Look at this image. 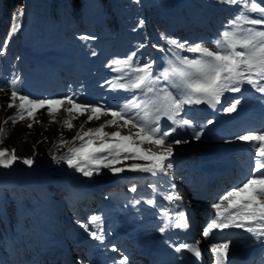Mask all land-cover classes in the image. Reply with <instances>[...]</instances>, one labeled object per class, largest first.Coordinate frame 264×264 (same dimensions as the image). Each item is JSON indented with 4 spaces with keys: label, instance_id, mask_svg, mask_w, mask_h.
Segmentation results:
<instances>
[{
    "label": "rangeland",
    "instance_id": "1",
    "mask_svg": "<svg viewBox=\"0 0 264 264\" xmlns=\"http://www.w3.org/2000/svg\"><path fill=\"white\" fill-rule=\"evenodd\" d=\"M29 1L35 0L25 2V8L23 9L28 8L29 11L23 12V15L19 16L18 30L12 33L10 37L8 35L11 32L13 18L17 16L20 9L17 8L13 11L10 14L11 16L0 10V38L8 37L9 43L15 44L19 38L22 42L25 41L30 51L35 52L40 57L37 58L38 64L36 66L28 68L18 65V61L14 56V53L17 54L15 50L12 55L11 53L10 56L5 54V58L0 59L2 63L0 64V128H6L5 132L0 134V148L9 149V155L11 150L15 149L16 156L20 158L9 168L0 167V213L13 219V233L25 235L23 240H28L31 235L29 239L31 245L35 239V233L30 231L33 226H36L37 235L43 230L42 225L38 226L35 223L38 218H41L38 210L45 215H50L52 212L55 213L56 210H64L67 203L73 211H80H76L72 215H69V209L65 213L63 211V215L67 214L68 218L64 223L59 221L54 229L59 234L63 233V230L67 233L82 230V225L89 222V217L97 215L98 210L94 207L93 202L100 208L109 209L111 207L110 199H105L104 193L110 192L109 196H111L115 193L111 192L113 188L117 186L121 189L125 188V178L133 172L125 166L147 162L139 159L124 160L121 156V162L115 166L125 168V171L113 173L110 169L101 166L98 173L94 172L91 177L84 176L66 162V159L72 155L69 149L79 147L84 142L74 139V137L77 136V133L83 135V132L89 128L95 129L105 124V121L112 119L111 115H101L98 120L88 121L87 117L91 114L90 110L84 115H78L75 112L68 113L66 109L71 105L65 102L61 109L55 113L54 119L49 114L47 106H45L36 112L34 118L28 117L27 112L24 111L25 118L21 120L18 118L20 112L19 99L15 100L13 107L8 106L13 103L11 99L12 91L15 89L21 95H27L31 99H58L64 96L74 98L77 95L76 97L81 96L84 101H87L91 98V89L85 87V85L89 87V77L95 76V74H117L118 71L113 69H120V74L128 71L123 65L110 62L125 60L132 53H136V56L133 57L134 62L139 64L153 62L150 38H152L153 44L159 47L162 52V59L166 62L155 74H159L164 68L172 65L171 59L177 60V66H180L178 60L180 57L200 58L201 54L199 53L188 52L186 49H176L175 46L169 44V39H175L180 43L186 42L187 45L202 44L215 50L213 42L217 39L222 40V34L225 31L232 30V26L227 23L243 10V6L236 12V10L231 11L234 7H229V3L224 2V0H141V3H145V8L141 7L139 0H114L116 2L115 7L110 4L109 0L108 2L106 0H84V3L76 9L74 14L73 11L68 13L67 26H65V18H60V13H56V11L64 6L67 0L39 1L41 7L33 12V16L40 15V18L34 17V19L29 17L32 8L26 7V5H29ZM256 2L264 6V0H256ZM1 5H3V0H0ZM52 6L54 7L50 9L53 13H50L48 7ZM205 9L214 12L217 22L212 24L205 22L202 15ZM248 14L250 17H254L257 13ZM140 21H143V24ZM189 22H194L193 26L196 25L194 30H189ZM206 31L208 32L206 33ZM161 34H163V37ZM81 36H91L95 39L83 40L80 39ZM169 48L172 51H169ZM169 53L170 57L167 56ZM45 55L54 59L61 57L66 68L72 72L74 77H68L60 69L43 68L41 58ZM16 67L18 71H16ZM154 70H156V67ZM91 71H93V74H88ZM13 81H15V85H13ZM169 91L173 92L174 95L179 92L170 85ZM91 92L98 99L96 101L97 105H103L106 108L118 111L117 108H113L112 97L108 99L106 95L99 96L102 93H97L95 88ZM138 94L139 97L135 96L137 102L140 100L147 102L148 99H154L155 102L153 101V103L157 108L164 107L159 92L155 95H145L141 90H134V95ZM250 95L249 92L243 91L241 98H246V101ZM121 101H125V99L122 98ZM261 101L264 102V96L261 97ZM247 104H251V102H247ZM238 111L236 109L229 115H234ZM130 114L133 118L144 117L148 120L146 111L143 115H140L132 109ZM9 117L16 118V124H23L21 125L22 128L30 132V136L24 135L23 138L19 137L15 143H9L7 141V125L12 122L8 119ZM65 120H71L73 127H66ZM150 120H154V117ZM166 120L167 117L158 123L160 124ZM29 124L32 125L31 128L28 127ZM122 124L123 121L118 120L115 125H106L104 131L109 133L120 131L123 135L137 131L131 125L121 127ZM81 125H83V128H81ZM159 127L162 131H167L170 128L169 123L166 126L159 125ZM170 136L165 141L164 147L172 144L173 151L179 147L196 149L207 144L206 142L198 144L200 141L196 140L189 143L175 144L174 139ZM88 138L85 137L84 139L87 140ZM92 138L95 143H101L100 139ZM104 140H111V138L105 137ZM61 141L66 143H61ZM136 143H139V141L137 140ZM29 147H32L33 151L28 152L27 148ZM142 147L151 148L153 151L161 150L160 147L149 143H144ZM97 155H105L111 158V153L108 151ZM28 157L33 160V164L30 166L23 163V158ZM61 157L65 159H61ZM7 158L8 156L5 157V159ZM118 177H122L119 185L112 186L109 189L106 188L108 190L103 189L105 185L113 183ZM136 178L141 179L140 177ZM57 184L60 187H57ZM28 189L31 191H28ZM26 190L30 195H26ZM61 190L68 193L61 194ZM99 190H101V193L96 197ZM119 194H122V192L117 195ZM28 196L31 198H28ZM81 197L93 200L92 204H85ZM18 213H20V219L14 222ZM27 215H30L29 220L27 218L22 222V217ZM77 219L80 221L77 222ZM63 224L65 225L63 226ZM0 233L1 249L6 252L0 254V264H43L36 250L32 251L30 247L24 249L22 241L20 244L14 245L10 233L1 230ZM47 235L50 237L52 231L47 229ZM59 240L63 242V236H59ZM54 246L60 247V244L55 242ZM75 263H77V260ZM78 264L83 263L79 261Z\"/></svg>",
    "mask_w": 264,
    "mask_h": 264
},
{
    "label": "snow or ice",
    "instance_id": "2",
    "mask_svg": "<svg viewBox=\"0 0 264 264\" xmlns=\"http://www.w3.org/2000/svg\"><path fill=\"white\" fill-rule=\"evenodd\" d=\"M229 4H241L243 10L240 11L234 19L229 20L232 26L231 31H225L222 34V40L217 39L215 50L205 47L202 44L187 45L180 43L175 39H169V44L175 46L176 49H186L188 52L199 53L200 58L189 59L188 57L178 58L180 66L170 65L163 69L159 74L154 73V62L149 61L143 64L134 62L133 57L136 53H132L125 60H117L110 63L121 64L128 69L121 77L126 79L125 83L114 84L113 87L126 89L141 90L145 95L157 92L162 93L163 108H156L154 120H146L144 117L139 119L133 118L130 114L132 109H139L141 106L147 108L148 103L145 100L137 102L134 96L132 100L127 101L123 108L119 111L112 108H106L97 104H81L77 103L74 98L64 96L58 99H31L27 95H21L17 90L11 93L13 103L8 106L13 107L15 100L18 98L19 119H24V111L27 116L34 118L36 112L47 106L50 115L55 118L61 107L67 102L71 107L67 108L68 113H77L84 115L90 110L88 121L99 119L101 115L110 114L112 119L105 121V124L92 129L89 128L83 132V135L77 133L74 139L84 141L79 147L69 149L72 154L66 159L70 167H74L86 177H91L94 172H99L100 167L108 168L113 173L125 171V168L116 167L121 162V156L124 160L139 159L147 163H133L126 165L128 170L152 173H167L173 167L172 163L167 162L173 155L172 144L166 147L165 141L176 130L175 127L162 131L159 127L161 115L166 116L173 124L178 127H193L194 138L199 139L201 132L195 130L192 121L183 118H177L183 111L184 105L208 103L212 107L220 103L221 97L225 92H240L241 85L247 83L256 88L259 92L264 93V29L255 27H244L245 24L257 26L264 25V6L257 3L256 0H224ZM246 13H259L260 18L253 19ZM23 15V10L18 11L17 16L13 18L11 32L18 30L19 16ZM143 24V21H140ZM163 37V34H161ZM80 39H95L91 36H81ZM143 47V45H141ZM239 49V50H238ZM169 51H172L169 48ZM135 64V66H133ZM120 71V69H113ZM163 79L165 81L174 80L175 86L179 89L177 95L168 90L169 85H165L163 89H158V82ZM15 85V81H13ZM240 99H233L227 107L223 108L225 113L236 111L240 104ZM75 118V117H73ZM12 123L16 122V118L9 117ZM123 121L121 127L131 125L137 131L132 134L123 135L120 131L105 132L106 125H115L117 121ZM7 123V121H5ZM212 124V120L207 121ZM64 124L68 128H72L71 120H65ZM155 125V126H152ZM31 124L28 125L31 128ZM83 128V125H81ZM202 131V129H201ZM5 132L4 128H0V134ZM85 137H89L85 140ZM92 137L101 140V143L94 142ZM110 137L111 140H104ZM240 141L249 142L253 148V163L250 166L249 174L245 176L237 186H233L231 190L225 192L214 203L212 207L215 210L214 218H211L207 225L203 228V236L209 238L215 230H224L228 228L244 229L247 233L252 234L257 240H264V130L253 131L247 130L243 135L237 137ZM139 143H136V141ZM61 143H66L61 141ZM149 143L160 147V151H153L151 148H144L142 145ZM175 144H180V140H174ZM110 152L111 158L105 155H97L99 153ZM8 156L7 159L5 157ZM17 159L15 149L0 148V167L9 168ZM61 159H65L61 157ZM23 163L32 165L33 160L23 158ZM175 188V185H173ZM135 191V187L131 189ZM168 200H180L181 197L176 194H170L166 197ZM138 202V201H137ZM226 202V205H225ZM148 204L154 201L149 199ZM167 215V211L164 213ZM175 226L187 228V221L184 212L179 213V218L174 222ZM89 234L97 239H103L102 233L103 223L101 217L92 215L89 222L82 225ZM95 228L98 231H92ZM160 232H164L165 228L161 227ZM229 241L216 242L210 244V250L214 254V264H226L227 254L229 250ZM187 249L196 257H200L201 250L198 244L179 243L176 250ZM128 258L123 257L119 264H127Z\"/></svg>",
    "mask_w": 264,
    "mask_h": 264
},
{
    "label": "trees",
    "instance_id": "3",
    "mask_svg": "<svg viewBox=\"0 0 264 264\" xmlns=\"http://www.w3.org/2000/svg\"><path fill=\"white\" fill-rule=\"evenodd\" d=\"M27 1L28 0H4L5 13L10 15L13 11L17 10V8L22 9L23 12L29 11L28 8L23 9V8H25L24 4ZM39 1L41 2V0L29 1V5L28 6L26 5V7L32 8V11H30L31 14L29 15L30 18H34V17L40 18V15L33 16V12L39 10L41 7V6H39V4H40ZM83 3H84V0H67V3L64 6H62L58 11H56V13H60V15H59L60 18L67 17L68 13H72V11H73V14H74L76 9L80 8ZM53 7L54 6L48 7V10L51 11V9ZM50 13H53V12L51 11ZM21 125H23V124H18V123L16 124V123L9 122V124L7 125V127H8L7 128L8 129L7 141L9 143H15V141L18 140L19 137L23 138L24 135L30 136V132H28L27 130H24ZM27 149H28V152L33 151L32 147H29ZM55 190H57V189H55ZM27 194H29V193L26 192V195ZM29 198H31V197L29 196ZM14 208H15V206H14ZM14 208H12V209H14ZM5 210H6V207H5ZM6 221H7L6 218L4 216H2V214L0 213V230L1 231H4V229L6 228ZM0 236H1V233H0Z\"/></svg>",
    "mask_w": 264,
    "mask_h": 264
},
{
    "label": "bare ground",
    "instance_id": "4",
    "mask_svg": "<svg viewBox=\"0 0 264 264\" xmlns=\"http://www.w3.org/2000/svg\"><path fill=\"white\" fill-rule=\"evenodd\" d=\"M256 96H257V94H256ZM262 109H264V108H262Z\"/></svg>",
    "mask_w": 264,
    "mask_h": 264
}]
</instances>
